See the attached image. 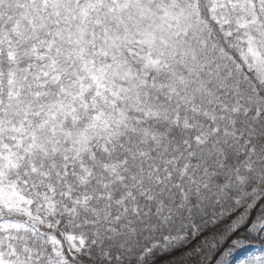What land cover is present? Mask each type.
<instances>
[{
    "label": "snow or ice",
    "instance_id": "1",
    "mask_svg": "<svg viewBox=\"0 0 264 264\" xmlns=\"http://www.w3.org/2000/svg\"><path fill=\"white\" fill-rule=\"evenodd\" d=\"M0 264H264V0H0Z\"/></svg>",
    "mask_w": 264,
    "mask_h": 264
}]
</instances>
